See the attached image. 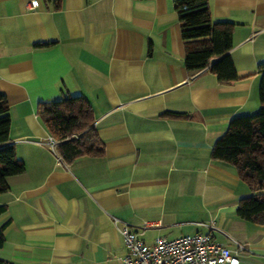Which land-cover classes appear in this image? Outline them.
<instances>
[{
	"label": "crops",
	"instance_id": "0c3cea01",
	"mask_svg": "<svg viewBox=\"0 0 264 264\" xmlns=\"http://www.w3.org/2000/svg\"><path fill=\"white\" fill-rule=\"evenodd\" d=\"M29 1L0 0L6 143L25 164L0 194L7 207L0 222L9 220L0 257L122 264L119 226L159 221L142 233L147 243L211 231L233 249L245 245L240 264H264V225L237 213V167L212 156L231 118L259 109L264 0H209L214 20L234 23L230 53L239 78L230 82L210 66H185L174 0H39L35 9ZM65 94L91 105L101 152L64 157L40 119L39 103ZM194 211L211 220L177 219Z\"/></svg>",
	"mask_w": 264,
	"mask_h": 264
},
{
	"label": "trees",
	"instance_id": "16d2710c",
	"mask_svg": "<svg viewBox=\"0 0 264 264\" xmlns=\"http://www.w3.org/2000/svg\"><path fill=\"white\" fill-rule=\"evenodd\" d=\"M179 14L181 35L185 45V66L190 70L210 66L221 81H234L239 74L230 50L233 47L234 23L214 20L209 0H174ZM260 107L252 114L231 118L227 130L217 138L212 156L234 164L239 176L252 193L239 200V216L264 225V62L259 65ZM10 106L0 91V194L9 188L8 177L23 173L25 164L15 147L7 144L11 128ZM38 114L48 131L61 140L64 157L101 152L93 125V110L81 94H65L59 99L42 101ZM6 204H0V215ZM9 220L0 222V247L5 242L4 230ZM0 264H16L0 257Z\"/></svg>",
	"mask_w": 264,
	"mask_h": 264
},
{
	"label": "built area",
	"instance_id": "2783aa9c",
	"mask_svg": "<svg viewBox=\"0 0 264 264\" xmlns=\"http://www.w3.org/2000/svg\"><path fill=\"white\" fill-rule=\"evenodd\" d=\"M38 6L39 0H30L27 4L29 9ZM48 144L55 145L53 137L49 138ZM114 221L119 223L120 219L114 217ZM158 224L159 221H144L141 226L132 227L123 222L119 226L127 247L122 264H240L238 252L245 249V245L237 243L233 249L216 240L211 231L186 233L174 238L157 235L153 242L147 243L141 237L142 233ZM209 225L216 228L213 222Z\"/></svg>",
	"mask_w": 264,
	"mask_h": 264
},
{
	"label": "rangeland",
	"instance_id": "374dc122",
	"mask_svg": "<svg viewBox=\"0 0 264 264\" xmlns=\"http://www.w3.org/2000/svg\"><path fill=\"white\" fill-rule=\"evenodd\" d=\"M230 167L233 170L236 169V168H234L235 166L232 165V164H231ZM240 186L241 187L238 188L240 193H236L235 196H240V194H242V193H243V196H246V195L252 193V190H251L250 186L243 179L241 180V185ZM177 219L178 220H183V221L193 220V221H205V222H208V221L211 220V215H208V212H204V211H194V212H191V213H188V214H182V215L178 216ZM224 220L225 219L221 217L218 221H224ZM228 231L230 232V230H228ZM146 235L148 237H150L151 236V232H147Z\"/></svg>",
	"mask_w": 264,
	"mask_h": 264
}]
</instances>
